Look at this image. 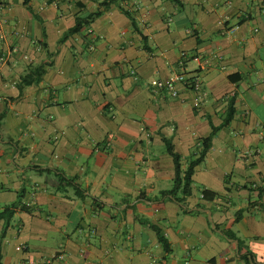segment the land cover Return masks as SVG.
<instances>
[{
    "label": "crops",
    "instance_id": "crops-1",
    "mask_svg": "<svg viewBox=\"0 0 264 264\" xmlns=\"http://www.w3.org/2000/svg\"><path fill=\"white\" fill-rule=\"evenodd\" d=\"M179 73L196 87L160 89ZM230 101L191 196L158 198L173 178L161 136L187 157ZM259 188L264 0H0V212L25 207L0 221V264H264Z\"/></svg>",
    "mask_w": 264,
    "mask_h": 264
},
{
    "label": "trees",
    "instance_id": "trees-1",
    "mask_svg": "<svg viewBox=\"0 0 264 264\" xmlns=\"http://www.w3.org/2000/svg\"><path fill=\"white\" fill-rule=\"evenodd\" d=\"M173 1L175 2L176 0H173ZM108 2L110 3L111 1H108ZM123 12L126 16L130 17V15L128 14L127 11H123ZM98 15H99V13L96 12V13L90 14L84 18L77 17L75 19L74 26L72 28H70L63 35V37L60 39V42L67 39V37L78 33L85 24H89V22L94 17H97ZM131 21H132V26L137 31V29H136L137 27H136L134 21L133 20H131ZM142 38H144V37H142ZM27 78H25L22 81L23 85H27L29 83ZM189 81H191V85L187 84L185 86L193 89L194 88V82L192 79H189ZM234 113H235V110L233 107V101H230L228 103L226 115H225V118H224L222 124L219 127L211 126L210 135L204 139H200L198 141V145L195 147V149L185 158L182 157L181 155H179L177 152H175L173 144L171 142V139H168V138H165L164 136H161V141H162L163 146H164V151L172 159L173 178L171 180L170 189L160 192L158 198L171 197L175 202L179 203L180 205L185 204L186 199L189 198L192 194V185H193L192 176L194 174L195 168L197 166L201 165L205 161L206 155H207L209 149L211 148V142H212L214 135L220 129H222L223 127H226L230 123V121L232 120V118L234 116ZM56 177H57L58 185H59L57 190H59L61 187L63 188V184H65L66 186H69L73 189L74 196L76 198L81 199V200L85 198L83 191L79 187H77L76 185H74L72 187V184L74 183V179H67L61 173H58L56 175ZM225 183H226V180H225ZM257 190H258L257 191L258 197L259 198L262 197L264 195V188H259ZM200 196H201V199H203L205 201H213L214 199L219 198L218 194L211 192L207 189H201ZM20 198L21 197L19 196L18 199H20ZM139 198L145 199L143 194H140ZM94 205L97 209H99L100 206L96 201L94 202ZM17 206H18V203H13V204L5 207L3 209V211L0 212V221L1 220L5 221V223L8 224L9 220L12 218L15 211H17V209L19 208ZM19 209L25 210V207L22 206ZM183 212H185V210H183ZM242 214H243V211H241V210H239L235 213L234 221L236 223L240 221ZM138 222L140 224H144V225L148 226L155 233L157 241L165 253H168L170 251L168 242L163 237V235L161 234V230L159 227L149 223L147 220L139 219ZM215 229L218 230L219 226L215 225ZM222 232H223V235L225 238L236 239V236L232 231H222ZM3 235H4V233H3ZM242 259L246 260L247 256L242 257Z\"/></svg>",
    "mask_w": 264,
    "mask_h": 264
},
{
    "label": "built area",
    "instance_id": "built-area-1",
    "mask_svg": "<svg viewBox=\"0 0 264 264\" xmlns=\"http://www.w3.org/2000/svg\"><path fill=\"white\" fill-rule=\"evenodd\" d=\"M181 58L184 59L185 58V54L182 53L181 54ZM196 60V59H195ZM194 82V87H196V82L193 80ZM176 84H182V85H191V81H189V79L186 77V75L184 73H179V74H174L171 77H169V79L166 81V83L164 84H160L159 87L160 89H166L168 92H170L172 95H176V91L174 89V86ZM24 247H17V250H23ZM64 260V255L62 253H58L53 255L51 258L47 259L46 263L47 264H59L60 262H62Z\"/></svg>",
    "mask_w": 264,
    "mask_h": 264
}]
</instances>
